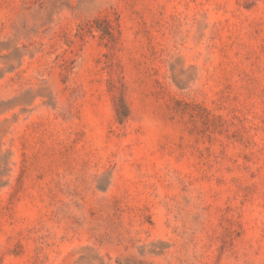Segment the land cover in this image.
I'll return each instance as SVG.
<instances>
[{"label": "rangeland", "instance_id": "374dc122", "mask_svg": "<svg viewBox=\"0 0 264 264\" xmlns=\"http://www.w3.org/2000/svg\"><path fill=\"white\" fill-rule=\"evenodd\" d=\"M0 264H264V0H0Z\"/></svg>", "mask_w": 264, "mask_h": 264}]
</instances>
